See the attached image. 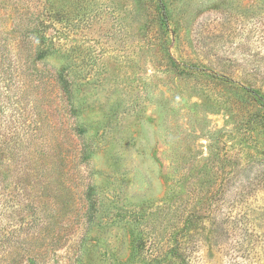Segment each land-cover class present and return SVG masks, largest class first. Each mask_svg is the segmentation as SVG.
<instances>
[{
    "label": "rangeland",
    "instance_id": "rangeland-1",
    "mask_svg": "<svg viewBox=\"0 0 264 264\" xmlns=\"http://www.w3.org/2000/svg\"><path fill=\"white\" fill-rule=\"evenodd\" d=\"M162 3L0 0V264H264V0Z\"/></svg>",
    "mask_w": 264,
    "mask_h": 264
},
{
    "label": "trees",
    "instance_id": "trees-1",
    "mask_svg": "<svg viewBox=\"0 0 264 264\" xmlns=\"http://www.w3.org/2000/svg\"><path fill=\"white\" fill-rule=\"evenodd\" d=\"M157 1V9L159 11V14L161 16V22L163 25H167L168 24V15L166 13V9L162 3V0H156ZM50 48H45L44 50L40 51V54H38V58L41 59V58H44L48 55H50ZM187 70L190 71V72H193V70H195L194 68L192 67H187ZM196 71V70H195ZM59 80H60V83L62 84L63 87H66L67 88V80H65L62 76L59 77ZM233 83V82H231ZM245 89V88H244ZM248 94L250 95V97L252 99H254L256 102H258V105H259V108L264 110V98H262V96L257 93V92H254L253 90H249V89H245ZM192 219V223L194 222V218L190 217ZM214 226V223H211V227ZM220 231L222 233H224L225 235H228V232L227 230L224 228V224L222 225V227L220 228ZM171 256L176 259V260H181L182 263H185V261L188 259H190V255L189 254H182L180 252H171ZM160 262V260H159Z\"/></svg>",
    "mask_w": 264,
    "mask_h": 264
}]
</instances>
